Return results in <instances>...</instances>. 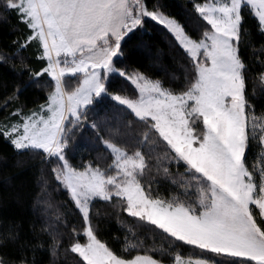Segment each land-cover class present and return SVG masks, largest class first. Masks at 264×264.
<instances>
[{
    "label": "snow or ice",
    "instance_id": "6c2138e0",
    "mask_svg": "<svg viewBox=\"0 0 264 264\" xmlns=\"http://www.w3.org/2000/svg\"><path fill=\"white\" fill-rule=\"evenodd\" d=\"M5 29L0 144L39 178L31 223L0 201V264H264V0H0ZM100 203L172 254L110 246Z\"/></svg>",
    "mask_w": 264,
    "mask_h": 264
},
{
    "label": "trees",
    "instance_id": "16d2710c",
    "mask_svg": "<svg viewBox=\"0 0 264 264\" xmlns=\"http://www.w3.org/2000/svg\"><path fill=\"white\" fill-rule=\"evenodd\" d=\"M173 5L179 6L181 3H186V0H171ZM15 23V21H12ZM150 36H145V40L152 46L147 49L151 56H155L158 51L167 52V46L162 39L159 31L151 30ZM15 39V35L10 30H0V42L10 41ZM256 46L259 47V36H257ZM137 63L150 64L152 63L151 57L146 54H141L133 58ZM169 60L167 57L162 56L159 61L157 71L160 72L161 78H163V68L167 67ZM0 77L11 79L10 74L6 73L4 69H0ZM132 89H128L127 94H132ZM42 93L34 88H30L25 94V102L28 103V107H34L35 103H42ZM75 158L79 161L81 158H89L87 151L82 146L81 150L77 151ZM7 156L8 159H2ZM15 159L25 160L26 163L23 167L17 168ZM12 158L10 149L0 144V201H3L7 208V214L9 216H15L21 219L25 224L31 223L38 217L33 205V197L38 192L37 180L39 178V171L33 165L34 160H28L27 157ZM183 171V170H181ZM161 192L164 195L169 193L165 192L164 186L161 187ZM63 199V197H59ZM102 217L103 223L101 225L100 238L106 241L110 246L114 248H120L123 246L124 237L129 236L130 240L135 243L137 239L142 241L141 254L153 255L156 259H161L160 252L158 250H165L172 254V248L170 247V241L159 233H154L149 227L135 223L133 220L127 218L124 215L119 217L111 214V209L105 204H97L95 209ZM183 256H197V253L191 248L177 249ZM135 254V253H133ZM164 264H169V257H163Z\"/></svg>",
    "mask_w": 264,
    "mask_h": 264
},
{
    "label": "rangeland",
    "instance_id": "374dc122",
    "mask_svg": "<svg viewBox=\"0 0 264 264\" xmlns=\"http://www.w3.org/2000/svg\"><path fill=\"white\" fill-rule=\"evenodd\" d=\"M69 84H71V85H75L76 83H77V81L76 80H71V81H69L68 82ZM133 94V93H132ZM130 95V94H129ZM185 257V259H188V258H192V259H195L196 257L195 256H184Z\"/></svg>",
    "mask_w": 264,
    "mask_h": 264
}]
</instances>
